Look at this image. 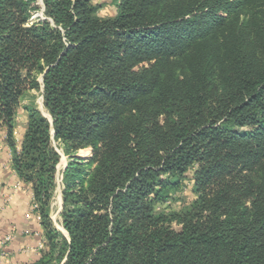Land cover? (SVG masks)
<instances>
[{
  "label": "trees",
  "instance_id": "obj_1",
  "mask_svg": "<svg viewBox=\"0 0 264 264\" xmlns=\"http://www.w3.org/2000/svg\"><path fill=\"white\" fill-rule=\"evenodd\" d=\"M114 2L0 0V127L45 241L30 264H264V0Z\"/></svg>",
  "mask_w": 264,
  "mask_h": 264
},
{
  "label": "crops",
  "instance_id": "obj_2",
  "mask_svg": "<svg viewBox=\"0 0 264 264\" xmlns=\"http://www.w3.org/2000/svg\"><path fill=\"white\" fill-rule=\"evenodd\" d=\"M10 160L5 133L0 132V264H30L39 259L43 231L30 210L32 194L20 184ZM7 235L12 239L2 247Z\"/></svg>",
  "mask_w": 264,
  "mask_h": 264
},
{
  "label": "rangeland",
  "instance_id": "obj_3",
  "mask_svg": "<svg viewBox=\"0 0 264 264\" xmlns=\"http://www.w3.org/2000/svg\"><path fill=\"white\" fill-rule=\"evenodd\" d=\"M92 4L95 7H97V10H98L97 13H98L99 17H101V18L111 19L116 14V8H115L114 0H92ZM40 5H41V3H40ZM36 19H43L41 11H36L34 13L32 20L35 21ZM35 105L37 106V108L42 113H45L43 108H42V100H41V97L39 95L36 97ZM26 118H27L26 114L21 109L18 110L16 120H15V127H14V139H15V144H16L17 149L19 147V142L22 140V137H23L24 132L26 130V125H27ZM0 132L5 133V130L0 127ZM54 146L56 147L55 144H54ZM8 153L11 156V151L9 148H8ZM89 153H90L89 150H81L75 154V157H77V158H79V157L88 158ZM67 162H68V157H66L62 154L60 163L57 166V188H56V192H55V195L53 197L52 204H51V219L54 223V226L60 228L61 229L60 231L64 235H65V233L63 232V229H62L61 224H60L59 213H60V206H61V202H62V197H60L61 188H62V184H61L62 172H63L64 168L66 167ZM21 183L22 182H20V184ZM25 186L28 187L27 185H25ZM187 189L188 190H186L184 192V195L181 198V200L179 202H177L175 205H173V207L175 209L182 207V205H185L187 202H189L192 199V195L190 194V187ZM30 210L32 213H34L36 215V217L40 223L38 213L36 212L37 211V205L34 203L33 198H31ZM7 236H10V235H7ZM7 236H5L4 238H6ZM43 239H44V237H43ZM44 242L45 241L43 240V245L40 247V252L45 250ZM8 243L9 242L4 244V239L1 241L2 247L8 245ZM2 253H4V252H2Z\"/></svg>",
  "mask_w": 264,
  "mask_h": 264
},
{
  "label": "built area",
  "instance_id": "obj_4",
  "mask_svg": "<svg viewBox=\"0 0 264 264\" xmlns=\"http://www.w3.org/2000/svg\"><path fill=\"white\" fill-rule=\"evenodd\" d=\"M11 238H12L11 236H7L6 238H4V244L7 243V242H10L11 241Z\"/></svg>",
  "mask_w": 264,
  "mask_h": 264
},
{
  "label": "water",
  "instance_id": "obj_5",
  "mask_svg": "<svg viewBox=\"0 0 264 264\" xmlns=\"http://www.w3.org/2000/svg\"><path fill=\"white\" fill-rule=\"evenodd\" d=\"M43 115H44L45 117H47V115H46L45 113H43ZM60 197H61V193H60ZM61 206H62V202H61ZM61 206H60V210H61ZM56 229L59 230V231L61 230V229L58 228V227H56ZM63 232H64V230H63ZM64 233H65V232H64ZM65 234H66V233H65Z\"/></svg>",
  "mask_w": 264,
  "mask_h": 264
}]
</instances>
